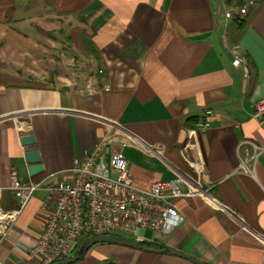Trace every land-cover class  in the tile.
<instances>
[{"label":"crops","instance_id":"obj_1","mask_svg":"<svg viewBox=\"0 0 264 264\" xmlns=\"http://www.w3.org/2000/svg\"><path fill=\"white\" fill-rule=\"evenodd\" d=\"M35 5L43 13L14 14ZM51 10L59 24L74 20L60 38L92 69L82 82L44 84L0 70V210L20 204L14 172L23 184L68 181L75 161L105 140L109 154L126 156L137 188L177 179L191 192L169 199L183 218L169 233L128 239L206 264H264V127L252 107L264 99V0H0V58L15 75L35 72L21 59L34 58L37 41L49 50ZM17 24L45 34L35 42ZM235 56L245 63L233 66ZM46 198L36 192L0 240V264H33L30 249L52 211L41 208ZM72 264L195 263L99 242Z\"/></svg>","mask_w":264,"mask_h":264},{"label":"built area","instance_id":"obj_2","mask_svg":"<svg viewBox=\"0 0 264 264\" xmlns=\"http://www.w3.org/2000/svg\"><path fill=\"white\" fill-rule=\"evenodd\" d=\"M246 11V7L241 8L237 16ZM244 63L242 58L235 56L233 66ZM252 107L254 119L264 127V99ZM108 145L107 141L99 140L86 153L85 160H76L70 169L73 176L68 181L23 184L14 172L10 189L20 204L15 210H0V240L15 225L32 196L42 189H45L47 198L41 208L51 206L52 211L46 216L37 243L30 249L29 260L33 264H53L66 259L72 248L93 236L118 235L123 231L137 236L138 230L149 229L169 233L179 225L183 218L169 204V199L187 197L191 192H182L177 179L156 182L147 190L137 188L126 156L122 152L109 154ZM245 165L242 164V169L250 172ZM195 192L208 196L201 187Z\"/></svg>","mask_w":264,"mask_h":264},{"label":"rangeland","instance_id":"obj_3","mask_svg":"<svg viewBox=\"0 0 264 264\" xmlns=\"http://www.w3.org/2000/svg\"><path fill=\"white\" fill-rule=\"evenodd\" d=\"M47 6V5H46ZM40 7V8H39ZM37 7L36 5L32 8V10H26L22 9V11H16L14 14H17L18 16L22 15H31V13L36 12V10H39V12L43 13L40 9L42 6ZM39 8V9H35ZM52 12V10H51ZM36 15H38L36 13ZM41 16H39L40 18ZM58 14H54V12L51 13V18H50V24L52 26L51 31H49V35L52 37L51 44L49 50H45L44 46L41 41H37V39L41 40L43 34V30L40 26L36 25L33 27V29L28 30L25 25H20L17 24L16 27H19V29H27V35H29L28 39H34L35 40V46H33V49L31 52L34 55V58H24L21 59L23 62V66L27 64L28 66H32L33 70L35 71L34 73L28 74L25 73L23 74L22 71L24 72L25 66L21 67L20 73L18 75H15L13 73V70H16L15 67L9 65L10 59H2L0 58V70L2 69L3 72H11L9 75L11 78L18 79L20 82H25V80H29L32 83L38 84L41 83L44 84V82H48L51 77L57 80V77L61 78H67L68 80L71 81H81L85 76H88V73L90 69H92V65L89 63L88 58H84L85 55L81 54L79 51H76L72 48V44L68 42L67 40H64L60 38V34L58 32L59 27L66 29V35L69 33V31L73 28L74 26V20H70L69 26L64 24L66 23L65 18H62L60 21L62 24L58 23ZM41 19V18H40ZM69 20V19H68ZM64 22V23H63ZM37 21L35 22V24ZM25 30V31H27ZM8 35V33H7ZM10 37H7L9 39ZM19 38V37H18ZM20 40L22 38H19ZM6 40V38H5ZM28 42V41H27ZM30 44V43H28ZM24 45V44H19ZM64 46V47H63ZM3 50L6 48V44L1 47ZM22 50V49H21ZM20 61V60H19ZM53 69H55V73L51 72ZM121 237H126L128 238H134L135 236L131 233H119L118 234Z\"/></svg>","mask_w":264,"mask_h":264},{"label":"water","instance_id":"obj_4","mask_svg":"<svg viewBox=\"0 0 264 264\" xmlns=\"http://www.w3.org/2000/svg\"><path fill=\"white\" fill-rule=\"evenodd\" d=\"M25 139L33 140L31 135L27 136V138ZM28 155L37 161L41 160L37 152H33V153L29 152ZM99 242L107 243V244L113 243L114 245H118L122 247L127 246L129 248H134V249L139 248L140 250H145V251L152 250L153 252L158 253V254L165 253L166 255L179 256L180 258H183L188 261H192L195 264H206L204 262L194 259L191 256L189 257L187 255H184L180 253L178 250H173L171 248H168L166 247V245L159 246L160 249H153V247L149 248V247L144 246L141 242H139V240L137 241L131 240V239H127L126 237H121L119 235H113L111 233L110 235H97V236L84 239V241L81 242L79 246L77 247L78 249L75 255L72 254L71 257L63 259V260L59 259L57 262L53 264H72L74 262L76 263L78 260L83 258L86 253H88V251L91 249L92 246L96 245Z\"/></svg>","mask_w":264,"mask_h":264},{"label":"trees","instance_id":"obj_5","mask_svg":"<svg viewBox=\"0 0 264 264\" xmlns=\"http://www.w3.org/2000/svg\"><path fill=\"white\" fill-rule=\"evenodd\" d=\"M78 245H79V244H78ZM78 245L75 247L76 249H77ZM76 249H75V250H76Z\"/></svg>","mask_w":264,"mask_h":264}]
</instances>
